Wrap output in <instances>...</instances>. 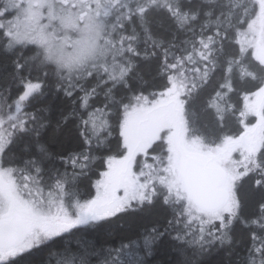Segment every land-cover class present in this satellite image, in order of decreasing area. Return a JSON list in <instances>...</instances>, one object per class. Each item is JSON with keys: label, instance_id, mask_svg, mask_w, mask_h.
I'll return each mask as SVG.
<instances>
[{"label": "snow or ice", "instance_id": "1", "mask_svg": "<svg viewBox=\"0 0 264 264\" xmlns=\"http://www.w3.org/2000/svg\"><path fill=\"white\" fill-rule=\"evenodd\" d=\"M159 245L264 264V0H0V264Z\"/></svg>", "mask_w": 264, "mask_h": 264}, {"label": "trees", "instance_id": "2", "mask_svg": "<svg viewBox=\"0 0 264 264\" xmlns=\"http://www.w3.org/2000/svg\"><path fill=\"white\" fill-rule=\"evenodd\" d=\"M56 106H62L59 101L53 102ZM54 149L56 146L54 145ZM95 174H93V179ZM91 182L81 184L82 192L87 195L91 192ZM123 225V226H121ZM142 230V222L133 217L125 218L123 221L117 222L113 227L107 231L102 230L99 234H93L99 243L104 245H117L121 240L135 239L138 232ZM48 250L43 249L36 251L31 257L28 258L24 264H46ZM174 255L166 250L165 245H159L156 248L155 254L150 258L151 264H168L170 260H174ZM229 256L226 252L220 251L211 258V264H228Z\"/></svg>", "mask_w": 264, "mask_h": 264}]
</instances>
